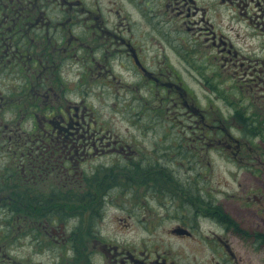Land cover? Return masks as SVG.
Masks as SVG:
<instances>
[{
	"label": "flooded vegetation",
	"instance_id": "flooded-vegetation-1",
	"mask_svg": "<svg viewBox=\"0 0 264 264\" xmlns=\"http://www.w3.org/2000/svg\"><path fill=\"white\" fill-rule=\"evenodd\" d=\"M14 3L19 9L14 10ZM251 3L253 5L249 7ZM163 6L169 10V27L172 30L196 34L201 46L213 50L210 58L200 52L202 65L197 68V72H200L199 81L209 92L208 101L203 98L204 107H197L196 111L188 106L186 98H182L188 116L192 115L193 118L195 115L197 119L192 124H197L199 137L192 144L198 150L200 147H207L219 153L220 158L230 166L228 173L236 190L228 191L229 195L236 198L243 208H254L264 213V7L260 0H166ZM47 7H57L59 10L66 8L64 12H60L62 21H52L51 16L46 15ZM94 9L84 7L82 0H0V23L6 29H0V111H24L28 115L29 111H32L31 116L37 121L30 129L25 123V127L20 123V131L13 132V129H10L13 133H6V136L0 139V156L7 158L0 168V258L9 262L3 264H30L23 259L25 257L19 260L12 256L10 246L28 237L35 249H41L46 241H52L58 247L57 238L60 236L65 246H60L54 262L50 264H197L189 259L177 262L170 252L163 253L159 250L124 249L119 245L111 246L105 243L95 248L93 246L99 239L93 235L92 228L95 224L92 221L85 229L86 241H91L92 247L89 251H86V248L81 251L77 248V242L82 238V234L78 233L76 225L67 228L66 222H58V208L64 206L58 203L62 196L61 180L64 185L71 186L72 179L79 177L78 169L85 159L105 153V149L106 152L120 155L130 154L131 152L126 150L131 149L129 144L120 143L118 139L109 141L108 137L105 140L106 136H99L97 132L100 131L95 128L93 119L85 117V107L76 103H67L64 106L48 104L60 94L57 88L52 87V83L64 91L60 85L68 82L69 76L66 72L71 71L74 64L80 63L81 67L86 65L88 70H92L95 63L103 64L102 68H98L99 74L108 71L107 58L116 54H121L124 58L127 55L145 83L148 81L157 84L158 79L141 61L140 51L122 37L116 51L101 46L98 54L94 56L82 45L77 48L83 40L75 32L79 17H82L86 24L85 33L93 37L103 31L100 25H106L104 15L97 19L100 9ZM93 13H97L96 16H93ZM85 15H88L86 20ZM95 21L98 22L97 25ZM101 21L105 24H100ZM238 22L246 26L239 28L240 30L250 31L243 38L252 36L251 38L259 40L261 54L248 55L245 46H237L230 34L238 31V28L232 26V23ZM74 26L76 27L73 28ZM39 30L41 34L27 37L30 32ZM106 33L111 34L110 31ZM112 37L117 36L114 34ZM121 39L124 43H121ZM123 46L127 48L121 49ZM80 54H84L81 61ZM56 60L57 63L51 67L49 62ZM14 73L16 75L12 77ZM85 77L90 78V73L82 75L83 80H86ZM14 81L18 84L25 83V87L28 84L31 86L28 91L18 92L21 97L18 99L21 101L18 105L15 104L10 89ZM2 84L9 86L6 93ZM178 94L185 96L189 93L183 89L182 93L180 91ZM211 95L218 101L216 108H213L209 100ZM221 102L226 107H223L225 115L220 107ZM36 112L44 113L38 118ZM187 126L190 127L189 124ZM7 127V123L0 121L1 129ZM187 132L188 138L191 139L189 130ZM1 135L3 134L0 132ZM190 157L192 158L189 155L187 160ZM16 159L18 169L15 165H9ZM241 172L242 177L239 176ZM190 175L204 179V171L200 168ZM22 179L33 181V185L20 188ZM125 180L131 181L130 178ZM37 181L42 184L36 186ZM46 182L52 187L47 192L44 190L47 187ZM14 189L16 190L13 191ZM173 189L179 190L181 196V203L176 205V209L183 210H175L177 213L169 217L173 220L169 236L193 238L198 243H204L202 240H206L207 236L199 238L193 235L197 219L200 218L214 221L222 227L220 230L233 232L227 227L228 223L234 225L228 215L225 218L223 215L215 216V210L207 208L213 205V208H218L217 205L220 204L215 203L214 198H206V193L209 196L214 195L211 191L197 187V194L194 195L196 197L190 198L187 188ZM240 190L245 198L239 196ZM250 190H253L252 197L248 196ZM107 195L108 192L104 196ZM15 196L34 203L31 204L33 208L39 207L42 211L40 217L34 216L32 209L22 211L11 204ZM63 196L81 199L80 196L83 195L70 193L68 190ZM172 196L174 195H171V199ZM187 209L191 210V213L183 214ZM55 223L58 225L55 226ZM240 235L244 243L264 245V234H255L251 240H248V235ZM227 239L230 237L215 235L212 240L217 244L215 250L211 248L212 245L208 246L212 253L210 261L200 264H253L252 254L233 249ZM250 249L247 247V251ZM80 253L84 255L83 263H78L77 260V255L81 256ZM38 264L45 262L40 261Z\"/></svg>",
	"mask_w": 264,
	"mask_h": 264
},
{
	"label": "rangeland",
	"instance_id": "rangeland-1",
	"mask_svg": "<svg viewBox=\"0 0 264 264\" xmlns=\"http://www.w3.org/2000/svg\"><path fill=\"white\" fill-rule=\"evenodd\" d=\"M82 1L84 7L88 9L95 8L96 11L100 9L97 19L104 15L106 25H100L103 31L93 37L85 33L86 24L84 19L79 17L78 22L76 21L77 27L73 28L76 27V34L83 40L77 48L82 45L89 54L93 53L94 56L98 54L101 46L110 51H116L120 45L119 39L122 37L126 41L129 40L130 44L132 43L131 45L140 51L141 61L158 79L157 84L148 81L145 83L139 70L132 66L127 55L124 58L123 55L116 54L107 58L108 71L99 74L98 68H102L103 64L95 63L92 65V70H88L86 65L81 67L80 63L74 64L71 71L66 72L69 76L68 82L60 85L64 91L52 83V87L57 88L60 94L48 104L64 106L67 103H76L85 107V117L93 119L95 128L100 131L97 132L99 136H106L104 139L107 140L108 137L109 141L118 139L120 143L129 144L131 149L126 150L131 152L126 155L111 154L105 149V153L85 159L78 169L79 177L76 180L72 179L71 186L64 185L61 180L62 196L60 201L58 199V203L64 206L58 208L60 209L58 222H66L67 228H73L76 225L78 233L82 234V238H79L77 242V248L81 251H85V248L89 251L92 247L91 241H86L85 230L92 221L95 224L92 228L93 235L99 239V242L93 246L95 248L105 243L111 246L119 245L124 249L159 250L163 253L170 252L177 262L189 259L200 264L210 261L212 253L208 246L212 245L211 248L215 250L217 244L212 240L215 235L220 234L222 237H230L227 241L233 249L243 250L248 255L252 254L253 264H264V245L244 243L240 238V234L248 235V240H251L255 234H264V213L254 208H243L236 198L229 195L228 191H236L232 177L228 173L230 166L220 158L219 153L211 148L200 147L199 151L192 144L199 137L197 124H192L197 119L195 115L193 118L192 115L188 116V110L186 111L182 104V98H186L188 106L196 110L197 107H204L203 98L208 101L209 92L199 81L200 72H197V68L199 69L202 65L201 53L206 58H210L213 50L201 46L198 35L178 32L169 27V10L163 6L166 0ZM260 1L264 7V0ZM251 5L253 3L249 7ZM13 8L19 9L15 3ZM65 9L47 7L46 15L51 16L52 21L59 22L62 21L60 12H64ZM84 12L87 11L84 10ZM96 14L93 13V16ZM88 15L84 16L85 20ZM95 24L97 25L98 22L95 21ZM100 24L105 22L101 21ZM232 26L238 28V31L230 35L239 48L245 46L248 55L261 54L257 38H251L252 36L243 38L250 31L239 28H246V26L239 22L232 23ZM0 29L6 30L1 23ZM109 31L111 34L106 33ZM33 34L39 35L41 31L30 32V36L28 34L27 37H32ZM114 34L117 37L113 38ZM67 37L68 35L65 36ZM127 46L120 48L125 49ZM79 57L81 61L84 59V54H80ZM56 63L57 60L53 63L49 62L51 67ZM65 69L64 67V71ZM87 72L90 73V78L85 77L86 80H83L82 75L84 76ZM15 75L16 73L12 77ZM53 75L56 74L53 73ZM13 83L10 89L13 92L15 104L18 105L21 102L18 101L21 99L18 92L28 91L31 86L28 84L25 87L24 84H18L16 81ZM48 85L51 86V84ZM2 87L6 93L9 86L2 84ZM183 89L189 93L183 95L184 97L178 94L180 91L182 93ZM209 100L213 108L219 105L213 95L209 96ZM220 107L225 115L224 103L221 102ZM0 112V121L9 125L6 129L0 128L3 134L0 139L4 138L6 133L20 131V123L23 127L28 125L29 129L37 124L36 119L31 116L32 111H29L30 116L24 111ZM43 113L36 112V115L40 118ZM191 114L194 113L191 112ZM195 128H197L196 131ZM10 129H13V132ZM186 129L189 130L191 139L188 138ZM125 147L127 148L126 145ZM189 155L192 158L187 160ZM6 160L7 158L0 156V168ZM17 162L18 159L10 162L9 165H15L18 169ZM199 168L202 172L204 171V179L190 175ZM240 175L242 177L243 172ZM127 178L131 181L125 180ZM36 183V186L42 184L41 181ZM32 185L33 181L22 179L19 187L25 188ZM46 186L44 188L46 192L52 188L47 182ZM175 187L187 188L189 191L187 195H190V198L196 197L194 195L197 194L195 191L197 187H204L206 191L207 189L211 191L214 195L209 196L206 193V198H214V202H220V204L217 205L218 208H213L215 205L207 206V208L215 210V216L223 215L225 218L228 215V219H231L234 225L228 223L227 227L233 232L227 229L220 230L222 227L214 221L200 218L197 219V227L193 235L199 238L207 236L206 240H202L204 243H198L193 238L169 236L173 221L169 217L183 210L176 209V205L181 203V196L178 193L179 190L173 189ZM68 190L70 193L75 192L83 196H80L81 199L75 196L64 197L63 194ZM250 191L248 196L252 197L253 190ZM107 192L108 195L104 196ZM241 193L240 190L239 196L244 197ZM171 195H174L173 199ZM11 204L22 211L32 209V213L38 218L42 213L39 207H31L34 203L17 196L13 197ZM190 213L191 210L187 209L183 214ZM56 225L58 223H55ZM57 241L58 247L52 241H46L41 249H35L26 237L20 239L16 245L10 246L9 250L12 256L19 260L25 257L23 259L30 264H38L40 261L50 264L54 262L60 246H65L60 236ZM247 247L251 248L250 251H247ZM77 260L78 263H83L84 255L80 257L77 255ZM6 262L0 258V264Z\"/></svg>",
	"mask_w": 264,
	"mask_h": 264
},
{
	"label": "trees",
	"instance_id": "trees-1",
	"mask_svg": "<svg viewBox=\"0 0 264 264\" xmlns=\"http://www.w3.org/2000/svg\"><path fill=\"white\" fill-rule=\"evenodd\" d=\"M27 47H29V45H28V46H26V48H27ZM31 48H32V47H30V49H31ZM27 49H28V48H27ZM21 84H24V85H26L25 83H21Z\"/></svg>",
	"mask_w": 264,
	"mask_h": 264
}]
</instances>
